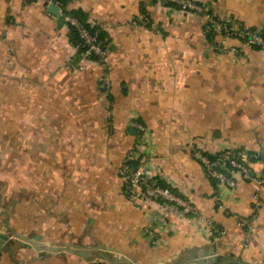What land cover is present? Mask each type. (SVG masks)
Wrapping results in <instances>:
<instances>
[{"label":"crops","instance_id":"crops-1","mask_svg":"<svg viewBox=\"0 0 264 264\" xmlns=\"http://www.w3.org/2000/svg\"><path fill=\"white\" fill-rule=\"evenodd\" d=\"M195 1L232 25L264 27V0ZM67 9L105 33V65L76 60L68 23L43 2L0 0L1 111L15 107L18 134L16 157L1 160L21 180L1 186L0 264H182L200 253L264 264V50L233 39L238 52L219 53L203 15L159 0H69ZM134 122L147 129L141 159L222 228L220 238L177 211L129 200L118 170L139 140ZM194 148L262 154L252 179L220 190L225 210Z\"/></svg>","mask_w":264,"mask_h":264},{"label":"built area","instance_id":"built-area-1","mask_svg":"<svg viewBox=\"0 0 264 264\" xmlns=\"http://www.w3.org/2000/svg\"><path fill=\"white\" fill-rule=\"evenodd\" d=\"M27 3L43 2L48 8L55 6L58 8L57 17L74 25L79 32L81 39L85 45V50L81 53V60L84 62H97L105 65L107 60V40L101 39L100 29L93 31L83 26L74 16L66 14L64 5L61 0H24ZM159 4L163 7L174 8L181 12H195L205 17V32L213 43H216V49L219 53L236 54L238 50L228 44L229 40H238L244 47H253L264 50V35L261 28L252 30L250 27L238 24H231L229 20L219 19L208 11L205 7L195 0H159ZM173 4V5H172ZM146 23L150 27L157 29L156 24L150 22L145 17ZM76 47V46H75ZM78 47H76V51ZM134 129L139 138L137 144L128 152L124 162L118 170L120 179L124 182L126 194L129 200L139 209H144L145 204L157 203L162 206L165 212L177 211L178 215L187 222L197 223L202 230L204 237L210 240L220 238L224 231L211 218L200 217L197 210L189 201L182 198L170 186L160 184V179L156 177L151 170L150 163L141 159L137 168L133 169L129 161L136 160L140 156L141 141L147 132L146 127L140 122H134ZM193 157L201 164L206 176L212 180L216 187L215 203L219 210H225L222 202L221 189L234 190L240 180L252 179V165L261 161L262 154L254 151H247L241 148H225L215 153H207L199 149H193ZM264 174V167H263ZM264 176V175H263ZM262 181V180H261ZM261 202L258 196L255 197L254 217L257 216ZM157 223H160L158 218ZM243 221H239V225H243ZM152 235V231L146 230ZM1 259V252H0ZM87 264H108L101 260H93Z\"/></svg>","mask_w":264,"mask_h":264},{"label":"rangeland","instance_id":"rangeland-1","mask_svg":"<svg viewBox=\"0 0 264 264\" xmlns=\"http://www.w3.org/2000/svg\"><path fill=\"white\" fill-rule=\"evenodd\" d=\"M3 104L4 103L1 102L0 100V148L3 147V149L1 148L0 150V190H1L2 185L5 186L6 181L7 183L11 184V186H13L14 188L16 187L17 182L19 184L21 181L17 175L18 168L16 167V165H5L3 163L4 160H1V158L16 157L17 154L16 155L13 154L12 156V151L9 148V144L12 141H15L18 135L17 134V117H16L15 107L13 109L11 108L9 109L8 116L6 115L2 116L1 105ZM6 104L8 105L7 102ZM6 107H5V110H7ZM13 162H15V160H13ZM28 168L30 169V171H28ZM24 170L26 174H28L29 176L31 175L32 173L31 167H26V169ZM2 173H4L3 176H2ZM6 175L8 178L5 177ZM8 179H9V182H8Z\"/></svg>","mask_w":264,"mask_h":264},{"label":"trees","instance_id":"trees-1","mask_svg":"<svg viewBox=\"0 0 264 264\" xmlns=\"http://www.w3.org/2000/svg\"><path fill=\"white\" fill-rule=\"evenodd\" d=\"M61 1L64 5V10H65L66 14L74 16L83 26H85L86 28H88L91 31H93L95 29H100L97 26H95L89 22L88 15L85 12H83L82 10L69 11L67 9V5L69 3V0H61ZM60 19H62V18H60ZM62 20H64V19H62ZM65 22L68 23V26H69V37H70L72 44L74 46L78 47V50L76 53V60H80L81 59V53L85 50V45H84L83 40L81 39V37L79 35L78 29L74 25H72L71 23H69L67 21H65ZM251 29L255 31V30H258L259 28H251ZM261 33L264 35V27H261ZM100 37H101V39L106 38V35L102 30L100 31ZM0 150H1V148H0ZM140 161H141V156L139 158H137L136 160L129 161V164L133 169H135L140 164ZM160 184L164 185V186H168L163 181H160ZM172 191H174L176 194H178L177 191L174 190V188H172Z\"/></svg>","mask_w":264,"mask_h":264},{"label":"water","instance_id":"water-1","mask_svg":"<svg viewBox=\"0 0 264 264\" xmlns=\"http://www.w3.org/2000/svg\"><path fill=\"white\" fill-rule=\"evenodd\" d=\"M48 11L50 13L54 14V15H57L58 8L55 7V6H49L48 7ZM15 235H16L17 238H19V239L23 240L24 242H26L29 245V247L33 246V247L38 248V246H36V244L32 240L27 238L26 236L19 235V234H15ZM1 243L2 242H1V239H0V244ZM45 249L50 250V251H57L56 249H53V248H45ZM63 249L65 251H67V252H70L72 254H77V255L85 257V258L88 256L87 252H84V251H81V250L70 249V248H67V247L63 248ZM106 260L108 262H111V263H116L115 261H111V260H108V259H106ZM182 264H253V263L247 262V261H244V260H240V259H237V258H231V257H226V258L223 257V258L218 259L217 257H210L208 255H204V254L200 253L197 256H194L192 258L187 259Z\"/></svg>","mask_w":264,"mask_h":264}]
</instances>
